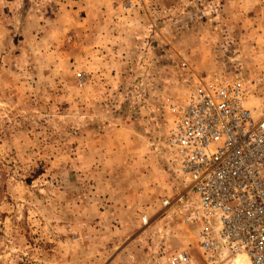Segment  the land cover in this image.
I'll use <instances>...</instances> for the list:
<instances>
[{
	"label": "rangeland",
	"instance_id": "obj_1",
	"mask_svg": "<svg viewBox=\"0 0 264 264\" xmlns=\"http://www.w3.org/2000/svg\"><path fill=\"white\" fill-rule=\"evenodd\" d=\"M262 67L264 0H0V264H208L173 105Z\"/></svg>",
	"mask_w": 264,
	"mask_h": 264
},
{
	"label": "built area",
	"instance_id": "obj_2",
	"mask_svg": "<svg viewBox=\"0 0 264 264\" xmlns=\"http://www.w3.org/2000/svg\"><path fill=\"white\" fill-rule=\"evenodd\" d=\"M173 109L167 144L193 197L163 206L196 229L208 264H264V67L247 78L197 77ZM171 261L195 264L186 251Z\"/></svg>",
	"mask_w": 264,
	"mask_h": 264
},
{
	"label": "crops",
	"instance_id": "obj_3",
	"mask_svg": "<svg viewBox=\"0 0 264 264\" xmlns=\"http://www.w3.org/2000/svg\"><path fill=\"white\" fill-rule=\"evenodd\" d=\"M259 1H260V3H262V0H255V2H259ZM246 2H247V1H246ZM254 4H255V3H254ZM258 5H259V4H257L255 7H252V8L255 9V10H258V8H259Z\"/></svg>",
	"mask_w": 264,
	"mask_h": 264
}]
</instances>
